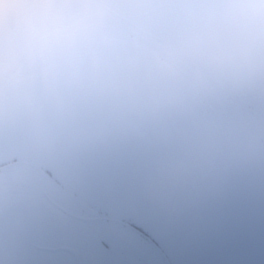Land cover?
<instances>
[{
    "label": "flooded vegetation",
    "instance_id": "af4514ba",
    "mask_svg": "<svg viewBox=\"0 0 264 264\" xmlns=\"http://www.w3.org/2000/svg\"><path fill=\"white\" fill-rule=\"evenodd\" d=\"M188 2L0 0V97L60 57L79 63L64 90L52 91L72 116L68 131L60 138L54 129L48 145L40 138L29 148L44 164L0 153V264H187L198 233L203 248L233 239L229 259L216 264H264V0L229 8L196 0L186 10ZM111 42L120 48L93 49ZM156 61L182 76L200 108L201 163L180 220L141 217L112 194L143 188L152 192L147 206L170 203L168 169L180 167L190 134L161 96L167 84L153 73ZM21 129L39 134L28 123ZM28 168L37 174L32 190ZM56 172L93 197L85 215L49 192L60 184Z\"/></svg>",
    "mask_w": 264,
    "mask_h": 264
},
{
    "label": "water",
    "instance_id": "95a60500",
    "mask_svg": "<svg viewBox=\"0 0 264 264\" xmlns=\"http://www.w3.org/2000/svg\"><path fill=\"white\" fill-rule=\"evenodd\" d=\"M242 1V0H241ZM244 1V0H243ZM252 4L255 3V0H249ZM257 2H262V0H257ZM78 73L76 70L73 72L72 70L61 72L60 76H53V74H49L47 77L48 79L44 82V87L41 89H35L34 93H26V91H23L10 95L8 97H5L3 105L0 106V153L10 152V156L12 157H30L33 158L34 155L29 151V148L35 147L38 143V139L44 138L46 145H48L47 142H49V137H52V135L48 134V132L54 130V129H60V135L56 137H63L65 132L68 130H64V128H67L66 126L70 124L72 120V116L63 111L59 108V104L56 101H54V97L52 94V91L58 90L62 91L64 90V79L63 77L65 75ZM160 81L153 82V85L155 83L154 89H160L161 86L159 83ZM163 92L161 96L164 97V99L167 101L168 106L169 102H172V111L171 113H175L177 115V119L179 118L180 122L182 123V126L184 128L187 127L189 134H190V140L186 141L184 146L185 154L181 161L180 167H174L169 168L168 170L172 169V172L174 173V177L172 179V186L171 191L168 193V196L170 198V203L164 204L161 208L159 206H147L145 203L147 202L148 198H151L152 192L149 190H143L141 188L139 193H124V192H115L112 193L116 196V202H124V203H131V205L135 204L136 211L139 212H165V211H175L177 208V199L180 197L182 191H183V185H184V193L186 188V183L188 182L189 176L192 174V172L196 168V162L198 161L196 150L194 149L195 142H194V132H198L200 130V123H199V113L193 111V106L191 105V101L187 98H184V119H182V112L179 110L178 105L176 102H174L175 98L173 94H171V91L168 88H162ZM38 92V93H36ZM40 93H42V96L44 98V103H42V109L43 111L40 113H37L35 111V105L32 104V102L27 101L28 97H37L40 98ZM156 96H159L158 94ZM12 101H15L14 104H11ZM179 113L181 114V117L179 116ZM185 122V123H184ZM23 123H28L32 125L35 130L39 131L38 133H35L34 135H23L21 126H23ZM187 124V125H185ZM20 137H25V139H21ZM31 142V143H30ZM30 143V144H29ZM110 151L109 153L117 154V145L114 143L110 144L109 146ZM185 159V161H184ZM99 202L105 200H98ZM124 208L123 206L121 207ZM150 212V213H151ZM225 241H221L220 243L215 241H209L206 240V246L203 248V239L198 234L195 235L188 259L187 264H199L201 259L204 258L205 263L204 264H216L218 260L220 259H229V257L223 256L224 252L230 251L234 249L233 246V239L227 238V241L225 242L227 245L224 244ZM224 244V245H223ZM204 251V254L202 255V251ZM202 255V257H201ZM235 257H230V259H233Z\"/></svg>",
    "mask_w": 264,
    "mask_h": 264
},
{
    "label": "rangeland",
    "instance_id": "374dc122",
    "mask_svg": "<svg viewBox=\"0 0 264 264\" xmlns=\"http://www.w3.org/2000/svg\"><path fill=\"white\" fill-rule=\"evenodd\" d=\"M196 0H189V2L187 3L186 6V10L190 9L191 7H193V4ZM220 2L223 5H227V7L229 8L231 5L233 6V4H235L236 2H238L239 0H215ZM226 8V9H228ZM184 12V11H183ZM84 16V14H83ZM174 19H181V16L177 15L176 13H174ZM83 21V20H82ZM106 19L103 17V22H105ZM109 21V20H108ZM95 46V47H93ZM93 49L94 51L97 52H104L110 48H120L121 44L118 43H107L105 45H93ZM87 48H81V50H86ZM71 52V51H70ZM76 51H74L75 53ZM61 60L57 62V64H55L54 66L50 67L48 70H46L44 72V76H38L35 77L33 79L27 80L25 82L22 83H18V84H14L12 86L11 89L8 90V94L0 97V106L3 105L4 103H2V101H4L5 97H8L10 95H14V94H18L20 92L23 93V91H26V93H34L31 91H34L35 89L39 88L41 89L44 82L48 79V75L49 74H53V76H60V73L67 71V70H72L74 68V70H76V68H78L79 63L77 61H70L67 62L65 60H63V57H60ZM68 59H69V52H68ZM177 65L183 67V65L179 62H177ZM153 73L154 74H159L162 78V80L164 82H166V88H168L171 91V94L174 95V97H176V104L178 105L179 110L182 112V118L184 119V98H187L191 101V105L193 106V111L194 112H200V108H199V104L197 103V101L195 100V98L193 97V95L191 94L190 90L184 85V79L182 78V76L175 71V69L173 70L169 65L164 64L160 61H156L155 65H154V69H153ZM38 93V92H36ZM24 100L27 99V101L32 102L33 105H35V111L37 113H40L43 111L42 109V103H44V98L42 96V93H40V98L37 97H28V98H23ZM6 100V99H5ZM200 118H199V123H200ZM200 144H202V141L200 140L199 142ZM27 160L33 161L32 163L35 165H39L42 166L44 163H42L41 161H38L37 159L34 158H29L27 157ZM200 159H198V161L196 162V167L199 166L200 164ZM42 164V165H41ZM46 165V164H45ZM24 175L30 180L28 182V189L32 190L35 188V183L34 180L37 177V174L32 170V169H24L23 170ZM56 178H58L59 180V185L58 188H52L50 187V193L52 195H54L55 197H57L59 200L58 202L67 210L71 211V212H76V213H80L82 215H85L88 211V203L89 202H93V197H91L90 194L85 193L83 190L81 189H72L73 187L71 186V184H69L67 181L64 180V178L62 177V175H59L57 172L54 174ZM73 190V191H72ZM74 193L76 194L77 198L83 200L84 202H87L85 204H80L77 202H73L72 200V194ZM74 197V195H73ZM75 198V197H74ZM76 199V198H75ZM77 200V199H76ZM78 201V200H77ZM98 204V203H97ZM177 208L175 211L172 212H168L165 211L166 213L162 212L160 213L159 211H157L156 213L159 214V216H166L168 218H171L172 220H180L181 218L184 217V185H183V191L180 195V197L177 199ZM99 205V204H98ZM108 206V205H107ZM151 211H146V212H141L140 216L141 217H149V216H154V214L156 213H150ZM143 222V220H142ZM144 225V224H141Z\"/></svg>",
    "mask_w": 264,
    "mask_h": 264
}]
</instances>
